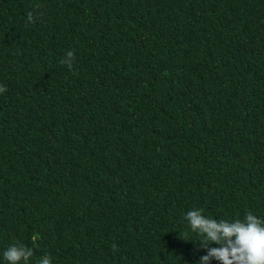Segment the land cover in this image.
<instances>
[{"label":"trees","instance_id":"obj_1","mask_svg":"<svg viewBox=\"0 0 264 264\" xmlns=\"http://www.w3.org/2000/svg\"><path fill=\"white\" fill-rule=\"evenodd\" d=\"M0 85V264H197L187 211L264 218V0H0Z\"/></svg>","mask_w":264,"mask_h":264},{"label":"clouds","instance_id":"obj_2","mask_svg":"<svg viewBox=\"0 0 264 264\" xmlns=\"http://www.w3.org/2000/svg\"><path fill=\"white\" fill-rule=\"evenodd\" d=\"M27 22H34V12L27 13ZM75 60L74 50H67L60 63L71 69ZM0 85V94L6 91ZM185 220L191 231L199 236L200 249L205 251L197 264H264V218L248 211L243 218L216 219L205 215L202 208L186 212ZM212 245H217L212 247ZM116 250V245L113 244ZM33 249L16 242L3 251L7 264H29ZM39 264H52L50 256H43Z\"/></svg>","mask_w":264,"mask_h":264}]
</instances>
